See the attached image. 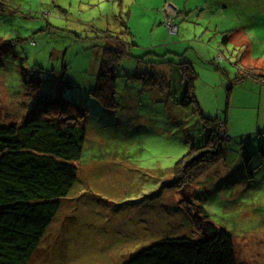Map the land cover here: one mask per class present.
Here are the masks:
<instances>
[{
	"label": "rangeland",
	"instance_id": "374dc122",
	"mask_svg": "<svg viewBox=\"0 0 264 264\" xmlns=\"http://www.w3.org/2000/svg\"><path fill=\"white\" fill-rule=\"evenodd\" d=\"M219 26L247 29L248 52L227 53ZM108 33L129 52L114 109L92 95ZM236 61L264 69V0H0L2 122L55 100L85 116L77 180L27 264H126L162 240L200 237L202 210L231 234L238 264H264V84L232 85ZM182 62L197 76L187 108ZM203 119L226 122L223 158L175 186L176 163L207 143Z\"/></svg>",
	"mask_w": 264,
	"mask_h": 264
},
{
	"label": "trees",
	"instance_id": "16d2710c",
	"mask_svg": "<svg viewBox=\"0 0 264 264\" xmlns=\"http://www.w3.org/2000/svg\"><path fill=\"white\" fill-rule=\"evenodd\" d=\"M101 39V65L92 95L105 109H114L117 70L128 56V45L116 34ZM181 65L187 83L181 105L187 108L196 102L197 76L191 63ZM250 66H240L231 84L247 78L264 84V69ZM84 118L76 104L57 100L43 109L36 107L21 124H4L0 115V264L30 261L60 209V199L70 193L77 180L74 163L81 159L86 139ZM203 124L210 130L207 143L176 163L175 186L199 180L223 158V142L229 140L226 122L203 119ZM202 213L205 231L200 230V237L162 240L126 264H238L231 234L217 231Z\"/></svg>",
	"mask_w": 264,
	"mask_h": 264
},
{
	"label": "crops",
	"instance_id": "0c3cea01",
	"mask_svg": "<svg viewBox=\"0 0 264 264\" xmlns=\"http://www.w3.org/2000/svg\"><path fill=\"white\" fill-rule=\"evenodd\" d=\"M169 8L172 9L171 6H169ZM168 22H172V21L168 20L167 24H168ZM229 22L230 21L227 20L226 24H228ZM242 23L244 24L245 22L242 20ZM219 27L222 28V30H224L223 34L226 35V42H224L223 44L225 45L227 53H230L229 52V50H231L230 48H232L233 50H236V49H234L235 48L234 46H240L242 48H245L246 49V53L248 52L249 44H250L249 43V39L251 37V34H250V32L247 29H245L244 27H242V28L235 27V28L231 29V27H230V29L227 30V27H225V26L224 27L223 26H219ZM177 31L179 32V26H175V30H173L172 32H177ZM220 47H222V44L220 45ZM219 55H220V59H222V60L226 59L222 54H219ZM243 58L246 61L245 56H243ZM226 61H228V60H226ZM253 63L254 62H252V63L251 62L244 63L245 66H243V67L250 66ZM241 64L243 65V60L241 61ZM242 65H241V67H242ZM228 75L230 76L229 72H228ZM234 78H236V77H234Z\"/></svg>",
	"mask_w": 264,
	"mask_h": 264
},
{
	"label": "built area",
	"instance_id": "2783aa9c",
	"mask_svg": "<svg viewBox=\"0 0 264 264\" xmlns=\"http://www.w3.org/2000/svg\"><path fill=\"white\" fill-rule=\"evenodd\" d=\"M170 24H171V22H168L167 25H169V26L171 27V31L175 30V26H172V25H170Z\"/></svg>",
	"mask_w": 264,
	"mask_h": 264
}]
</instances>
